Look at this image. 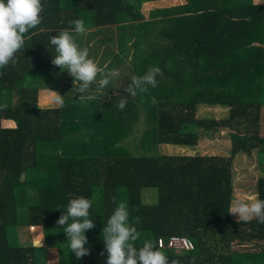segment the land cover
<instances>
[{
	"label": "trees",
	"instance_id": "1",
	"mask_svg": "<svg viewBox=\"0 0 264 264\" xmlns=\"http://www.w3.org/2000/svg\"><path fill=\"white\" fill-rule=\"evenodd\" d=\"M150 1L157 0H41L40 22L23 34L16 64L0 68V264H48L50 248L58 264H106L101 232L113 197L127 202L130 222L169 260L264 264V223L237 222L228 212L235 157L256 151L264 164V3L185 0L145 16ZM77 17L87 28L74 37L87 48L95 38L88 50L98 66L128 61L127 76L103 88L90 85L91 101L76 92L77 83L62 85L71 75L51 63L47 40ZM108 31L114 35L96 37ZM104 41L112 43L102 48ZM149 65L161 68L156 86L129 94L130 78ZM41 89L60 90L61 103L41 106ZM121 98L126 103L118 110ZM203 104L227 114L198 116ZM5 119L14 126L3 125ZM223 131L227 155L159 151L161 144L195 147ZM150 188L157 191L152 203L144 197ZM256 194L264 198V175ZM75 195L93 199L90 250L80 259L56 223ZM36 225L44 242L22 240L20 229ZM173 235L189 237L194 247L159 246V238Z\"/></svg>",
	"mask_w": 264,
	"mask_h": 264
},
{
	"label": "clouds",
	"instance_id": "2",
	"mask_svg": "<svg viewBox=\"0 0 264 264\" xmlns=\"http://www.w3.org/2000/svg\"><path fill=\"white\" fill-rule=\"evenodd\" d=\"M41 0H0V68L17 62L16 53L25 49L23 34L40 22ZM71 27L62 28L56 35L48 37V44L54 46L51 63L66 69L77 82L76 92L87 94L89 101L95 96L89 93L90 85L105 87L119 77L116 67L101 68L90 57L87 47H81L74 37L86 31L83 18L77 17L69 22ZM161 73L158 65H149L139 76H132L126 91H145L146 86L155 87L156 77ZM99 76V79L97 77ZM93 86V87H94ZM124 96V95H122ZM61 95L55 97L59 102ZM126 97V96H124ZM126 100L121 98L115 105L123 110ZM114 207L102 228V239L106 250V264H180L176 259L169 260L166 253L159 248L151 236L141 237V231L129 220V208L124 199L113 197ZM93 199L83 195L69 198L56 223L63 226L68 248L80 259L88 254V237L86 231L91 229L93 220L89 209ZM228 212L236 214L237 222H248L255 218L257 223H264V198L258 195L237 197ZM103 254V253H102Z\"/></svg>",
	"mask_w": 264,
	"mask_h": 264
},
{
	"label": "rangeland",
	"instance_id": "3",
	"mask_svg": "<svg viewBox=\"0 0 264 264\" xmlns=\"http://www.w3.org/2000/svg\"><path fill=\"white\" fill-rule=\"evenodd\" d=\"M185 0H161V1H154L145 3L142 7V11L145 16L149 15V12L154 7H164V6H172L183 3ZM257 2L264 3V0H256ZM109 36H113L112 32H105L97 33V38H105ZM106 36V37H105ZM95 38L91 37V40L88 42L89 48H92L93 42ZM112 43V41H104L99 42L102 48L103 45H107ZM112 46V44H111ZM92 51V50H91ZM101 51V50H100ZM90 57L93 58L96 62L97 59L95 58L94 52L89 53ZM127 59L125 62H121L118 64L116 68L119 69L120 74H125L127 70H125L124 64L127 63ZM98 63V62H97ZM125 76H127L125 74ZM118 81L116 78L115 82ZM63 86H69L70 84H76L77 82L71 76H68L64 81H62ZM45 92V93H44ZM121 93L120 91H117ZM43 93V94H42ZM42 94V95H41ZM58 95L62 96V92L58 90H40L38 94V103L41 106H57L61 103L62 97L59 102L56 101L55 97ZM227 108L222 106H210V105H200L197 110L198 116H210V117H222L227 114ZM8 121L3 120V124H10L7 123ZM261 132L264 134V110L262 113L261 118ZM229 138L226 131L220 132L219 135L215 137H207L203 136L200 142L195 147L184 146V145H175V144H161L159 145V151L165 154H176V153H185V154H194V153H201V154H220V155H227L229 147ZM264 175V164H259L257 161V152L254 151L251 155L246 153L238 154L234 159V193H233V200L232 203L235 201L237 197H254L257 196L256 194V181L259 176ZM151 189V188H150ZM146 189L144 192L145 201L148 202H155L157 198V191L155 188ZM232 217L237 219L236 214L232 213ZM38 233V236H36ZM20 237L22 240H31L33 242L39 241V243L44 242V235H43V228L42 226L38 227L33 226L31 227H24L20 229ZM58 253L56 249H49L47 251V262L48 264H58Z\"/></svg>",
	"mask_w": 264,
	"mask_h": 264
},
{
	"label": "built area",
	"instance_id": "4",
	"mask_svg": "<svg viewBox=\"0 0 264 264\" xmlns=\"http://www.w3.org/2000/svg\"><path fill=\"white\" fill-rule=\"evenodd\" d=\"M159 246H167L175 251L190 250L194 247L192 240L187 236L173 235L167 241L163 238L158 240Z\"/></svg>",
	"mask_w": 264,
	"mask_h": 264
},
{
	"label": "crops",
	"instance_id": "5",
	"mask_svg": "<svg viewBox=\"0 0 264 264\" xmlns=\"http://www.w3.org/2000/svg\"><path fill=\"white\" fill-rule=\"evenodd\" d=\"M157 1H161V0H157ZM150 2H154V1H150ZM146 3H148V2H146ZM42 90H52V89H42ZM58 91H60V90H58ZM5 121H8L7 123H10V124H3V125L14 126V122L12 120L5 119ZM36 226H40V225H36ZM34 243H36V242H34ZM39 244H41V243H39ZM50 249H52V251H53V249H55V248H50Z\"/></svg>",
	"mask_w": 264,
	"mask_h": 264
},
{
	"label": "water",
	"instance_id": "6",
	"mask_svg": "<svg viewBox=\"0 0 264 264\" xmlns=\"http://www.w3.org/2000/svg\"><path fill=\"white\" fill-rule=\"evenodd\" d=\"M36 244H39V242H36Z\"/></svg>",
	"mask_w": 264,
	"mask_h": 264
},
{
	"label": "bare ground",
	"instance_id": "7",
	"mask_svg": "<svg viewBox=\"0 0 264 264\" xmlns=\"http://www.w3.org/2000/svg\"><path fill=\"white\" fill-rule=\"evenodd\" d=\"M44 93H45V92H44ZM42 94H43V93H42ZM42 94H41V95H42Z\"/></svg>",
	"mask_w": 264,
	"mask_h": 264
}]
</instances>
